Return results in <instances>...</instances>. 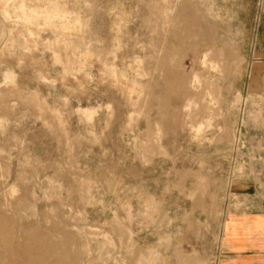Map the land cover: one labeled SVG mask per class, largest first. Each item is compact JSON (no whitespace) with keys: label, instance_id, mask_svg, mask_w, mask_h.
<instances>
[{"label":"rangeland","instance_id":"rangeland-1","mask_svg":"<svg viewBox=\"0 0 264 264\" xmlns=\"http://www.w3.org/2000/svg\"><path fill=\"white\" fill-rule=\"evenodd\" d=\"M258 2L0 0V264H219L264 189Z\"/></svg>","mask_w":264,"mask_h":264},{"label":"crops","instance_id":"crops-1","mask_svg":"<svg viewBox=\"0 0 264 264\" xmlns=\"http://www.w3.org/2000/svg\"><path fill=\"white\" fill-rule=\"evenodd\" d=\"M258 5L246 49L256 54L264 66V0ZM261 71L251 79L258 87L251 96L264 102V67ZM258 124L263 127L264 120ZM242 196L247 198L242 201V209L233 211L227 221L219 264H264V189L243 192Z\"/></svg>","mask_w":264,"mask_h":264}]
</instances>
